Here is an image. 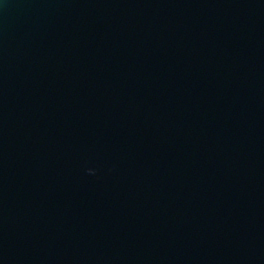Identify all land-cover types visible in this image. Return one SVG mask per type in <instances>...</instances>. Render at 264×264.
I'll list each match as a JSON object with an SVG mask.
<instances>
[{
  "label": "water",
  "instance_id": "1",
  "mask_svg": "<svg viewBox=\"0 0 264 264\" xmlns=\"http://www.w3.org/2000/svg\"><path fill=\"white\" fill-rule=\"evenodd\" d=\"M0 264H264V0H0Z\"/></svg>",
  "mask_w": 264,
  "mask_h": 264
}]
</instances>
